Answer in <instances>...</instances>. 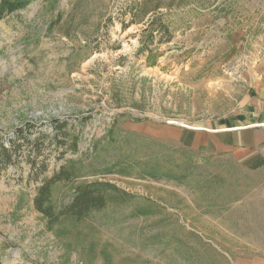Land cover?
Here are the masks:
<instances>
[{
	"label": "rangeland",
	"instance_id": "rangeland-1",
	"mask_svg": "<svg viewBox=\"0 0 264 264\" xmlns=\"http://www.w3.org/2000/svg\"><path fill=\"white\" fill-rule=\"evenodd\" d=\"M28 3L0 18V145L17 146L13 163L0 148V264H252L264 169L185 135L238 112L264 0ZM188 151L183 183L142 175L146 161L182 172ZM119 161L133 173H107ZM64 168L46 217L35 198ZM95 180L117 186L106 206L58 216Z\"/></svg>",
	"mask_w": 264,
	"mask_h": 264
},
{
	"label": "crops",
	"instance_id": "crops-1",
	"mask_svg": "<svg viewBox=\"0 0 264 264\" xmlns=\"http://www.w3.org/2000/svg\"><path fill=\"white\" fill-rule=\"evenodd\" d=\"M246 87L238 112L203 127H190L186 143L200 151L229 152L250 169H264V58ZM251 261L264 264V251Z\"/></svg>",
	"mask_w": 264,
	"mask_h": 264
},
{
	"label": "trees",
	"instance_id": "trees-1",
	"mask_svg": "<svg viewBox=\"0 0 264 264\" xmlns=\"http://www.w3.org/2000/svg\"><path fill=\"white\" fill-rule=\"evenodd\" d=\"M30 0H2L0 6V18L4 17L7 14H10L13 11L24 9L29 4ZM167 31V30H166ZM60 127L64 124H57ZM3 149V156L1 159L6 163H13L15 158L12 155V151L17 148L16 144L11 145V147L0 145V148ZM188 157L186 161H184L182 165V172L176 171L177 166H168L163 168L158 162L149 164H145L147 167L143 171V176H149L155 180L157 179H168V180H176L179 183H183L185 180L189 178L190 175L193 174V163L194 157L191 152H187ZM135 165V162L128 161L126 164L124 162H115L114 165H110L107 169V173L116 172L122 175H130L132 167ZM47 166H43V170H46ZM71 171L63 169L62 172L55 174L53 177L48 178L44 184L39 188V193L35 198V206L46 216L52 217L55 214L53 202L51 201V197L53 195V183L58 180H63L64 178L71 177ZM76 194L72 202L64 205L63 208L58 213V216L64 215V213L71 214L73 216L80 217L89 213L96 208H101L106 206V202L113 196L112 194L116 192L117 186L112 182H104L95 180L91 183L79 184L76 187Z\"/></svg>",
	"mask_w": 264,
	"mask_h": 264
}]
</instances>
